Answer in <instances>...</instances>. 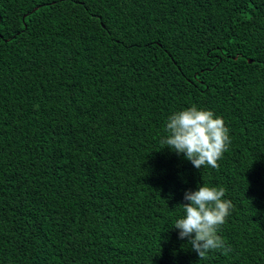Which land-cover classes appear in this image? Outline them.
I'll use <instances>...</instances> for the list:
<instances>
[{
    "label": "trees",
    "instance_id": "obj_1",
    "mask_svg": "<svg viewBox=\"0 0 264 264\" xmlns=\"http://www.w3.org/2000/svg\"><path fill=\"white\" fill-rule=\"evenodd\" d=\"M193 105L219 170L161 144ZM204 184L234 210L200 259ZM0 264H264V0H0Z\"/></svg>",
    "mask_w": 264,
    "mask_h": 264
},
{
    "label": "clouds",
    "instance_id": "obj_2",
    "mask_svg": "<svg viewBox=\"0 0 264 264\" xmlns=\"http://www.w3.org/2000/svg\"><path fill=\"white\" fill-rule=\"evenodd\" d=\"M229 131L222 117L193 105L168 117L167 136L161 139V144L183 155L197 169L219 170V161L231 144ZM225 196L223 187L204 184L196 191L185 192L187 203L179 205L184 215L172 228L179 230L180 239L188 238V244L200 259H206L213 251L230 250L218 234L234 210L232 201L224 199Z\"/></svg>",
    "mask_w": 264,
    "mask_h": 264
}]
</instances>
